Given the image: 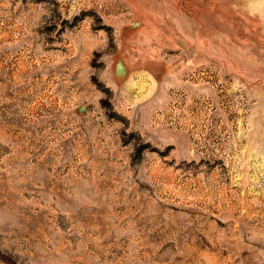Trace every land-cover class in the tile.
<instances>
[{
	"label": "rangeland",
	"instance_id": "obj_1",
	"mask_svg": "<svg viewBox=\"0 0 264 264\" xmlns=\"http://www.w3.org/2000/svg\"><path fill=\"white\" fill-rule=\"evenodd\" d=\"M0 264H264V0H0Z\"/></svg>",
	"mask_w": 264,
	"mask_h": 264
}]
</instances>
